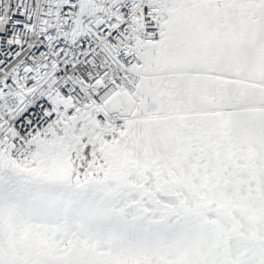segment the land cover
<instances>
[{"label":"snow or ice","instance_id":"obj_1","mask_svg":"<svg viewBox=\"0 0 264 264\" xmlns=\"http://www.w3.org/2000/svg\"><path fill=\"white\" fill-rule=\"evenodd\" d=\"M0 264H264V0H0Z\"/></svg>","mask_w":264,"mask_h":264}]
</instances>
